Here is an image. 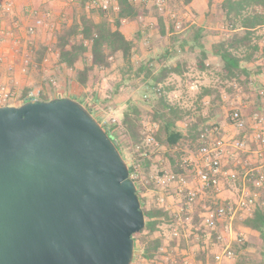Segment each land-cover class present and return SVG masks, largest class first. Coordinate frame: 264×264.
Wrapping results in <instances>:
<instances>
[{"label": "water", "instance_id": "obj_1", "mask_svg": "<svg viewBox=\"0 0 264 264\" xmlns=\"http://www.w3.org/2000/svg\"><path fill=\"white\" fill-rule=\"evenodd\" d=\"M136 183L79 101L0 106V264H132Z\"/></svg>", "mask_w": 264, "mask_h": 264}, {"label": "rangeland", "instance_id": "obj_2", "mask_svg": "<svg viewBox=\"0 0 264 264\" xmlns=\"http://www.w3.org/2000/svg\"><path fill=\"white\" fill-rule=\"evenodd\" d=\"M150 1V2H149ZM224 0H212V4L209 3V0H203L200 6H205L209 4L210 11L206 15L199 14L195 12L196 16L203 17L205 24L208 22H213L214 27L209 29L207 26L206 29L203 30L201 36L204 37V40L208 41V46L210 43L214 42H221L224 38H228L231 36L233 31L228 29L227 22L225 20V16L223 15L222 11V3ZM203 3V4H202ZM184 0H148V3L145 4V10L150 12L152 16L157 17H164L165 15H160L165 13L166 11L171 10V12H177L179 14H186L188 11L184 9ZM148 7V9H146ZM143 8L141 9V11ZM102 13L97 11V9H90V16L96 21L101 20V18L108 20L111 23H114L117 17V13L110 12ZM82 14H86L83 8H79L76 10V16H80ZM167 14V16H169ZM173 13L170 14L172 16ZM169 18V17H168ZM173 18V17H172ZM175 20V18H173ZM172 25L171 18L169 19L167 26L169 27ZM153 27V26H152ZM170 29V28H169ZM132 30L136 31L135 25H130L127 28V33H131ZM153 30V29H149ZM197 29L193 27L192 29L189 28L185 31L184 36L188 38H192L195 34ZM175 32H180L182 29H178L175 27ZM56 32L53 30H48L46 32L43 30L42 32L38 33L39 36V43L37 46L33 47V52H29L28 48H18L15 50V54L18 57L16 62L11 63L12 65L16 64L18 68L7 69L3 74L0 76V81L4 84L15 88V91H11L13 94L12 100L9 104H19L21 102L22 92L24 90L33 89L35 92L44 88L46 93H48V97H55V96H75L77 98H82L85 103L95 101L97 106V120L103 126H107L108 128L113 127L115 125H121V117L122 113L126 107H124V103L128 100H133L142 106V109L145 112H152V104L154 99L153 92H137V88H135L134 83L132 85H125L119 90L118 95L114 98L110 97L112 91L115 90V85L117 82L122 80V72H126L125 69L122 70L123 66H125L124 60L121 55L116 56L112 60V67L108 71H101L95 70L92 72L90 81L87 87L83 88L79 86L76 82L75 75L76 69H69L66 66L61 67L58 63V57L56 51L54 50V44L56 39ZM150 33V31H149ZM159 35V33H158ZM52 36V37H51ZM143 40H145V34L142 35ZM155 36V33H154ZM256 38L261 37V39L256 40L254 42H259L260 45L264 46V27L258 29L256 33ZM151 38V37H150ZM156 42L152 49L144 46V50L151 51V54L159 55L162 50V43L161 40ZM50 41V42H49ZM47 42H49L47 44ZM210 42V43H209ZM42 45V46H41ZM50 48L44 56V60L42 63L37 62V58L39 53L42 50V47ZM24 48V49H23ZM31 55V58L29 57ZM238 56H243V53H236ZM28 60V61H27ZM30 60V61H29ZM217 59L213 60V63H210L209 72L210 78L204 81L203 83H196L198 88L195 91H191L190 86L195 84L191 81L192 77H188V81L183 83L180 87H183V91H178L177 93H165L168 102L171 105L179 107L184 112V119L179 123V129L182 131L186 137L181 145L176 149L168 150L163 147H149L151 155V162L152 165L150 168L146 169L142 166V160L140 159V155L137 151V148H134L130 145L122 143L123 155L124 159L128 165V167H135V173L138 174V179L136 180V186L140 190L141 198L146 210H149L153 207H158L157 196L158 194L163 193L165 191L158 187L156 182L154 181V176L156 174H164L167 173L166 170L168 169V164L174 159V161L183 160L189 164L190 162H194L198 159V141L192 140L189 135V131H192L193 134L195 132H201L204 128L214 131V129H218V133H215L212 138L222 137L224 139H228L229 141H237L242 140L244 138L242 132L235 129L233 124L229 121V116L235 110L234 108L239 107L242 105H248L250 108L244 111L243 117H248L249 114L257 113L258 106H257V93L259 90L262 89L264 83V70L262 73H256V68L261 67L264 69V55H259V58L251 64H244L248 68L251 69L252 72V79L250 82H247L245 78H242L241 81L232 80L226 82V80L222 81L220 78L214 77L212 74L218 73L217 70L220 68L219 61ZM139 60L135 57L133 58L134 69L136 70L139 68L138 64ZM221 62V61H220ZM4 63V60H3ZM29 64V65H28ZM83 64L80 63V68H82ZM16 70L19 72V79L21 81H15L16 77ZM132 75V74H131ZM129 77V73L127 74ZM4 78L7 81H2ZM10 78V79H8ZM53 78L55 83L52 85L50 83V79ZM195 79H193L194 81ZM7 82V83H6ZM137 82V81H134ZM224 82V84L222 83ZM242 82V83H241ZM12 83V84H11ZM129 83V82H128ZM176 83L179 85V82L176 80ZM219 85H223L225 87L224 95L225 100L223 103L219 104L217 102L212 103H204L202 101L197 100L199 92L201 88L204 86H210L211 88H217ZM11 87L10 90H13ZM42 87V88H41ZM9 88V87H8ZM41 88V89H40ZM94 92H100L102 100H112L108 105L103 103L102 100H95L94 99ZM149 94V95H148ZM40 97V96H39ZM48 97L43 96V99ZM57 98V97H56ZM62 98V97H59ZM54 99V98H53ZM250 103V104H249ZM110 104V105H109ZM116 105V107H113ZM212 105V106H211ZM187 112V113H186ZM251 112V113H250ZM145 117V116H144ZM203 121V122H202ZM202 123V124H201ZM103 128L105 129V127ZM150 123L146 122V131L148 134L151 135L152 129L149 128ZM121 132H123V128L121 127ZM124 140V136H121ZM248 138V136H247ZM247 141L246 146L256 147L255 145L252 146L248 139L244 140ZM180 154V155H179ZM179 155V157H177ZM242 156V155H241ZM245 157V156H244ZM243 159H247L246 157ZM240 158V159H242ZM254 156L248 161L250 163H255ZM140 164V165H138ZM188 179V184L191 188L195 187L196 182L194 181V171L188 169L185 173ZM226 182V181H224ZM240 183L233 182L228 183L226 182L223 187L230 190L231 193L235 194L236 196L239 195V188L238 185ZM222 185V182H221ZM171 190L167 192V197L169 200H179L184 203L182 197L177 196L176 193ZM215 196L214 190H210L207 192V195L204 197L202 201H197L191 208H189V214L192 217L191 224L188 225L187 223H183L180 225V231L182 230L181 235L179 237H174L172 234L170 224H174V227L177 226L176 218L171 217L169 221H165L160 227L159 232H157L154 237H163L166 243L175 241L178 244L184 242V246L181 248L173 249L172 251L165 245L161 250L160 253L157 254L156 258L153 260L145 259L142 256V247L135 248V256L132 264H203L206 260L211 259L219 250L222 249L221 244H217L216 237L221 235L225 237V241L223 244L230 245L232 251L234 252L233 264H264V256L262 255V246L260 242L257 246L253 245V240L256 239L258 236L247 230L244 225L242 224V220L246 217H238L233 221H229L226 219H222L218 224L215 231L212 232V237L208 238L205 236V233L199 229L200 222L202 215L206 212V209L214 208V199ZM173 210H175L177 201H175L172 205ZM181 205V204H180ZM253 213V212H251ZM174 214L172 213V216ZM178 219V218H177ZM175 221V222H174ZM184 227V229H183ZM145 234V233H144ZM141 235L139 238H144L146 235ZM143 236V237H142ZM247 244L249 246L245 247ZM261 260L262 263H261ZM252 262V263H251Z\"/></svg>", "mask_w": 264, "mask_h": 264}, {"label": "trees", "instance_id": "obj_3", "mask_svg": "<svg viewBox=\"0 0 264 264\" xmlns=\"http://www.w3.org/2000/svg\"><path fill=\"white\" fill-rule=\"evenodd\" d=\"M86 1L88 0H83V2ZM116 1L118 3L119 12L117 13L114 23L103 18L96 21L91 18V16L89 17L87 14H82L76 16L75 20L70 25L64 24L58 30L54 44L58 63L73 70L76 69L78 63H82V68L76 70L75 79L79 86L85 88L89 84L93 71L110 70L112 67V60L116 56L121 55L125 63L122 70L126 67V72H122V80L116 83L115 90L111 92L110 97L114 98L118 95L122 86L128 84L132 85V83H134L136 87V82L134 81H137L139 76L143 75L145 82L148 81V79L152 81L150 86L155 96L152 104H150L152 112H145L140 104L133 100H129L123 112L121 125H115L110 128L103 125L105 130L113 139L123 158L122 143L125 142V144L134 148L142 147L148 136H152L159 147L168 150L177 149L181 145V142L187 137L179 129V123L185 118V114L179 107L171 105L168 102L164 88L160 86L165 83L172 70L161 69L159 73L154 74L153 69L149 67V63L143 64L140 68L133 70V43L128 40L121 31V24L122 21L126 19H137L143 12L130 0ZM192 1L193 0H184V4H190ZM82 4L84 7L85 4ZM210 4H212V0H210ZM221 7L228 29L233 31V33L230 37H225L223 41L214 44L213 54L218 56L222 62L223 79L241 81L242 78H245L247 82H250L252 79V72L251 69L244 64L254 63L259 58L260 54L264 55V46L260 45L259 42H254V39H261V37L256 38V33L259 28L264 27V0H224ZM159 23L161 26V18L159 19ZM195 32L194 36L199 37L201 35V31L196 30ZM47 51L46 47H42L37 58L38 63H42ZM236 53H243V56L240 57ZM203 56L205 60L207 58V53L203 52ZM263 70V68L257 67L255 72L260 74ZM176 71L178 72V69ZM128 73L129 77H127ZM210 93V91L208 92L205 90L203 96ZM28 95L29 91H27L23 97H27ZM93 95L96 101L102 100L100 92H94ZM67 96L69 95H64L63 97ZM42 97L41 95L39 99L44 101L49 100L48 98L43 99ZM28 100H30L29 97L23 101V104ZM76 100L82 103L97 118V106L95 101L85 103L82 98H76ZM102 101L108 105L112 100ZM113 107H116V105ZM146 122L150 123L149 128L153 131L151 135L146 131ZM121 127L123 128V132L120 134ZM200 134L201 132L196 131L195 134H193L192 131H189L188 137L196 141ZM121 136H124V140H122L123 138H121ZM138 153L142 160V166L146 169L150 168L152 165V154H150V149H140ZM179 155L177 157H179ZM176 164L180 171L178 170L175 173H183L184 171L182 169L186 166L183 160L178 161ZM129 171L130 176H132L135 172V167H130ZM256 177H258V173L253 176L251 183H254ZM131 179L136 183L134 178L131 177ZM256 191L259 195V199L255 205L252 216L243 219L242 224L247 230L258 236L253 240L254 242L251 246L255 247L260 242L261 244L259 245L262 246V255L264 256V188ZM140 193L138 189V195L146 217V227L142 232L133 236L135 248L138 249V247L141 246L142 256L145 259L153 260L165 245L170 251L174 248L183 247L184 242L179 244L175 241L166 243L163 237H154V235L159 232V227L165 221H169L172 216L165 207H153L146 210ZM143 234L146 236L144 238H139ZM249 245L250 244H247L245 247ZM212 259L213 257L209 260L205 259L203 264H207ZM262 261L263 260H261V263Z\"/></svg>", "mask_w": 264, "mask_h": 264}, {"label": "crops", "instance_id": "obj_4", "mask_svg": "<svg viewBox=\"0 0 264 264\" xmlns=\"http://www.w3.org/2000/svg\"><path fill=\"white\" fill-rule=\"evenodd\" d=\"M91 1L92 0H88L86 2H83V0H80V1L78 0H15L13 12L11 14L4 16V18L1 21L2 33H0V37L3 38V43L0 44V56L2 57V61L0 62V76L8 68L10 70L13 69L12 68L13 66L14 68H18L16 64L14 65L11 64V63L16 62V59H18V57L15 54V50H17L18 48L20 49L24 47L25 49L28 48L29 52H33V47L37 46V44L40 41L38 33L42 32L43 30L48 32V30L50 31L53 29H54V32H56V30H59L64 24L70 25L75 20L76 10L78 9V6L79 8H83V10H85L86 14L89 17L91 15L90 9H93V10L97 9V11L102 12L104 14L105 13L111 14L110 12H114V13L119 12V10L114 11L113 9H111L108 12H104L99 8L89 9L86 6ZM202 1L203 0H193L190 4H184L185 5L184 9L188 11L186 14H179L177 12H171V10L169 11V14H168V11L160 14L162 16L165 15L164 17H166V19L163 17H160L162 19L161 26L159 23L160 18L157 19V17L152 16L150 12H147L145 10V4L148 3V1H140L137 3H133V4L136 5L140 10L143 8L142 15H140L135 20L126 19L122 21L121 31L126 36V38L133 43L134 57L137 60H139L138 62L139 68L143 64L149 63V67L153 69L154 74L159 73L161 69H171L172 70V72L166 79L165 83L163 85H160L164 88L165 93L170 94V93H177L178 91H183V87H180V86L183 83H186L188 81V77H192L191 81L195 83L190 86L191 91H195L196 88L199 89L196 83L204 84V81H201V80L203 79L207 80L210 78V74L212 72H209L208 68L211 65L210 63H213L214 59H217L216 61H219L220 68L217 70L218 73L213 72L212 75L214 77H217L218 79L220 78L222 81L226 80V79L223 80L224 74H223L222 62H220L221 60L218 56L213 54V46L214 44H216V42L212 40L213 43L209 42L210 46H208L209 45L208 41L204 40V37L201 36L202 34H204L202 33V30L206 29L207 26L210 25V27H208L209 29L214 27L213 22H210V23L207 22L205 24L204 18L198 17L195 14V12H197L200 15L201 14L205 15L206 17V15L209 13L210 11L209 4H206L205 6L202 7L200 6ZM82 3L85 4L84 7ZM209 3H210V0H209ZM146 9H148V7ZM171 13H173L172 16H170ZM167 14L169 16H167ZM172 17L175 18V20ZM170 18L172 21V25L168 27L167 23ZM39 21H41L42 23L39 24L38 23ZM130 25L131 26L135 25L136 31L132 30L131 33H127V28ZM175 27L177 28V30L182 29V31L175 32L174 31ZM193 27H195L198 31H201V35L199 37L193 36L192 38H188L184 36L183 33H185L187 29L189 28L192 29ZM149 29H153V30H149ZM154 33H155V36H154ZM145 34L148 36H145ZM142 35L146 37L145 40L142 39L143 38ZM158 39L161 40L162 47H163V50L159 55L151 54L152 53L151 51L144 50V46H147L148 48L152 49V46L156 42L159 41ZM49 42H47V44ZM47 47L48 46H46V48ZM47 50H50V48H47ZM203 52L207 53V58L205 60H204ZM29 57L31 58V55ZM3 60H4V63H3ZM204 64H205V68H204ZM60 66L64 67V65H60ZM79 66H80V63L76 65V67L80 68ZM177 69H178V72L176 71ZM19 76H20L19 72L16 70V74H15L16 82L21 81L19 79ZM193 79L195 80L193 81ZM176 80L179 82V85L176 83ZM2 81L5 82L7 80L4 78V80ZM226 82H229V80H226ZM50 83L53 85L55 83V80L51 78ZM151 83H152L151 79H148V81L145 82L144 76L140 75L139 79L136 82L135 88H137L136 90L139 93L140 92H146V93L153 92V89L150 86ZM222 83L224 84V82ZM8 87L9 89H11L12 85L11 87L8 85ZM12 89L13 90L11 91L14 92L15 88L12 87ZM205 90H207L208 92L210 91L211 93L203 96V93L205 92ZM27 91H29V94L31 92H35L33 89L24 90L22 92L21 102L19 104L11 103V104H6V105H11V106L22 105L23 101L28 99L29 97V95L27 97H23V95ZM38 91H40L39 96L42 95V96L48 97L49 95L48 93H46L44 88ZM224 91H225V87L223 85H219L217 88H211L210 86H204V88H201V91L199 92L197 100L202 101L204 103L217 102L221 104L225 100ZM263 94H264V83H263L262 89L258 91L257 96H256L258 99L257 101L258 112L249 114L248 117L247 116L245 117V120L247 121V129L245 131H240L242 132L241 135H243L242 138L244 139L237 140V141H244L248 139V142L252 146L255 145L256 147H250L247 145L246 151L239 153V156L237 155L236 158H234L232 155H227L224 158V162H223L224 170L227 171L229 174L236 175L237 179L230 181L227 178H224V177L221 178L222 185L220 183L219 189L214 190V193H215V196L213 197L215 201L214 208L216 207V205H226L227 203L235 202L238 199L239 195L236 196L235 194L231 193L230 190L226 189V187L225 188L223 187V185L226 182L228 183L239 182L240 183L238 185L239 192L244 189L250 191L252 194L257 192L256 191L257 189L254 186V183H251V182H252L253 176L256 173L262 172L264 174V166L262 165L263 157H260L262 156V154H264V151H263L264 149H262V147H260L257 143H255L252 139L253 132L255 130L254 129L255 124H254L253 118H254V115L256 114L264 115V96H262ZM56 97L64 98L62 95L61 96L59 95L55 97H48V99L51 100L53 98L55 99ZM67 97L75 99V100L77 98L75 96H67ZM36 99H39V97ZM128 101L124 103V107L127 106ZM6 105H0V106H6ZM245 108L249 109L250 107L248 105H244L242 107L241 105L234 109L240 110L242 114L245 115L244 114ZM122 117H123V113H122ZM229 121H230V116H229ZM232 127L235 128L234 125ZM206 129L205 128L204 130L202 129L201 132L205 131ZM216 138H222V137H216ZM226 141L228 142V144H230V146H228V150L232 151L234 148L231 146V144L235 143L236 141H229L228 139ZM244 142L247 143V141H244ZM198 146L200 148L199 142H198ZM244 156L247 158L246 160L242 158ZM253 156L254 158H256L255 163H250L248 159L251 160ZM197 158L198 159L200 158L199 152H198ZM175 162L177 163V161H174L173 159L168 164V169L166 170V172H176L178 170L180 171V169L176 166L177 164ZM183 163H186V162H183ZM188 169L192 170V167L187 168V166H184L182 169L184 172L182 174L185 175ZM196 187H197V184H195V187L193 188H196ZM187 188L192 189L191 186L189 185L187 186ZM163 190L165 191L166 195H164L163 193L158 194L157 201L160 197L164 196L166 200L165 201L166 210L170 213L171 216H172V213L174 214L172 217L178 218V219L176 218L177 226L174 227V224H170L171 230L173 233V230L175 228H178V227L180 228L179 219L187 215H190L189 208L187 209V213H182V214L180 213L181 208L184 207L185 198L183 195L179 193V188L177 186H172L170 188H166ZM171 190H173L174 191L173 193H176L177 196L182 197L184 200L183 204L179 200H174V202L177 201V204L175 205L176 207H178L175 210H173L172 206L169 207V205H171L170 203H172V205L174 203L173 201L169 200V197H167V195H169L167 194V192ZM158 207H162L159 204V202H158ZM254 208L252 211H244V212L239 213L236 218L252 216L251 212L254 211ZM233 263L234 262L232 259L227 260L225 262V264H233Z\"/></svg>", "mask_w": 264, "mask_h": 264}, {"label": "built area", "instance_id": "obj_5", "mask_svg": "<svg viewBox=\"0 0 264 264\" xmlns=\"http://www.w3.org/2000/svg\"><path fill=\"white\" fill-rule=\"evenodd\" d=\"M15 0H0V33H2L1 21L4 16L11 14L13 12ZM80 1V0H78ZM132 3H137L140 1L148 0H130ZM87 8H99L104 12H108L111 9L118 11L119 7L116 0H92L86 6ZM42 23L41 21L38 22ZM3 43V38L0 37V44ZM2 57L0 56V62ZM40 95V91L31 92L29 94L30 99H36ZM264 96V94L262 95ZM13 94L6 84L0 82V105L9 104L12 100ZM231 123L235 126L238 131H245L247 129V121L243 117L240 110H234L230 115ZM255 124V130L253 132V141L257 143L262 149H264V115L256 114L253 118ZM218 133V129L210 131L206 129L201 132L198 138L200 143L199 156L200 158L189 164L185 163L187 167H192L194 171V181L197 184L196 188L188 189V179L184 174H177L175 172H167L164 174H156L154 176V181L156 184L163 189L170 188L172 186H177L179 188V193L184 196L185 204L181 208V214L187 213V209L191 208L197 201H202L206 196L207 192L210 190H218L221 183V178H227L230 181L236 180L237 176L229 174L224 170L223 162L227 155H232L234 158L239 156V153L246 151V143L244 141H236L231 144L234 148L232 151L228 150V142L222 138H212V136ZM151 146L158 147V143L153 139L152 136H148L144 141L142 147H137V151L140 149L145 150ZM264 151V150H263ZM264 166V154H262ZM132 178L138 179V174L135 173L131 176ZM254 186L257 190L264 188V174L262 172L258 173V177L255 178ZM187 190V191H186ZM259 195L257 192L252 194L248 190H241L237 201L229 202L226 205H216L215 208L206 209V212L202 215L200 222V230L205 233L208 238L212 237V232L217 228V224L222 220L226 219L229 221L234 220L237 215L244 211H252ZM165 197L162 196L158 199L159 204L166 208ZM192 218L187 215L179 219L180 225L183 223L191 224ZM189 224V225H190ZM180 228H175L173 230V236L179 237L181 235ZM217 244H221L223 247L217 253H215L213 259L207 264H225L227 260L234 258V252L232 251L230 245L223 244L225 237L218 235L216 237Z\"/></svg>", "mask_w": 264, "mask_h": 264}]
</instances>
